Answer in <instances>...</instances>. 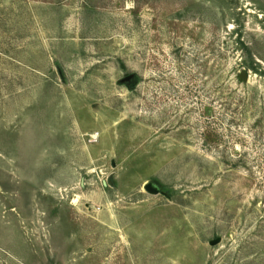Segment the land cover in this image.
Returning <instances> with one entry per match:
<instances>
[{
	"label": "rangeland",
	"instance_id": "1",
	"mask_svg": "<svg viewBox=\"0 0 264 264\" xmlns=\"http://www.w3.org/2000/svg\"><path fill=\"white\" fill-rule=\"evenodd\" d=\"M0 264H264V0H0Z\"/></svg>",
	"mask_w": 264,
	"mask_h": 264
},
{
	"label": "water",
	"instance_id": "2",
	"mask_svg": "<svg viewBox=\"0 0 264 264\" xmlns=\"http://www.w3.org/2000/svg\"><path fill=\"white\" fill-rule=\"evenodd\" d=\"M240 76H241V79L248 80L249 73L247 71H243ZM133 77H134V75H130L124 80L131 81ZM146 190L151 192V193H155V194L161 193V188L155 183H148L146 185Z\"/></svg>",
	"mask_w": 264,
	"mask_h": 264
}]
</instances>
